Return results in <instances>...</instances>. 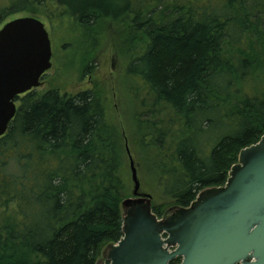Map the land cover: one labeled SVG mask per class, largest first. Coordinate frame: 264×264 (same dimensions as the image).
<instances>
[{
  "label": "trees",
  "instance_id": "1",
  "mask_svg": "<svg viewBox=\"0 0 264 264\" xmlns=\"http://www.w3.org/2000/svg\"><path fill=\"white\" fill-rule=\"evenodd\" d=\"M46 2L83 26L130 16L145 43L124 73L143 95L123 123L95 90L17 99L0 138V264H97L124 237L127 144L150 195L179 210L224 187L264 136V0H128L116 13L104 0H0V27Z\"/></svg>",
  "mask_w": 264,
  "mask_h": 264
},
{
  "label": "water",
  "instance_id": "2",
  "mask_svg": "<svg viewBox=\"0 0 264 264\" xmlns=\"http://www.w3.org/2000/svg\"><path fill=\"white\" fill-rule=\"evenodd\" d=\"M52 56L40 20L19 18L1 28L0 138L17 114V99L41 86ZM127 149L134 191L122 203L124 237L110 246V264H264V136L240 152L224 187L203 191L165 221L153 213L152 196L141 193Z\"/></svg>",
  "mask_w": 264,
  "mask_h": 264
},
{
  "label": "rangeland",
  "instance_id": "3",
  "mask_svg": "<svg viewBox=\"0 0 264 264\" xmlns=\"http://www.w3.org/2000/svg\"><path fill=\"white\" fill-rule=\"evenodd\" d=\"M104 1L108 2L110 12L116 13L127 6L128 0ZM181 1L183 4L190 2L203 6L209 4L208 2H217L219 5L222 0ZM137 5L136 3L135 6ZM29 9L17 12L6 23L19 18L33 17L43 22L49 33L53 53L52 68L41 79V86L36 91L43 94L50 90H58L61 94L71 96L95 90L105 98L110 109L123 123L125 121L123 115L129 110L133 95L138 94L141 97L143 95L138 91L137 84L127 79L124 73L129 62L143 50L145 43L144 36L135 26L129 24L131 17L127 16L126 19L123 16L118 22L110 18H97L83 26L68 9L56 2H46ZM133 160L141 183V193L150 195L147 182L139 174V165L134 157ZM152 199L156 206L164 205L165 211L161 219L163 221L177 211L156 197L152 196ZM122 214L125 219L127 211L122 209ZM109 250L110 247L102 250L97 264H109L107 259Z\"/></svg>",
  "mask_w": 264,
  "mask_h": 264
},
{
  "label": "flooded vegetation",
  "instance_id": "4",
  "mask_svg": "<svg viewBox=\"0 0 264 264\" xmlns=\"http://www.w3.org/2000/svg\"><path fill=\"white\" fill-rule=\"evenodd\" d=\"M44 77V76H43Z\"/></svg>",
  "mask_w": 264,
  "mask_h": 264
}]
</instances>
